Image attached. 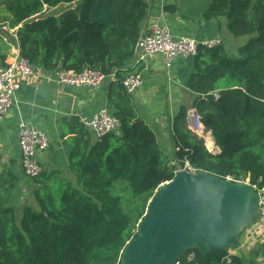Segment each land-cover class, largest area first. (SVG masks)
Masks as SVG:
<instances>
[{
	"label": "trees",
	"instance_id": "1",
	"mask_svg": "<svg viewBox=\"0 0 264 264\" xmlns=\"http://www.w3.org/2000/svg\"><path fill=\"white\" fill-rule=\"evenodd\" d=\"M1 7L9 29L0 30V62L16 44L37 70H116L106 81L107 106L120 125L97 138L80 117L64 119L72 133L68 171L43 168L35 177L34 198L20 214L2 204L0 264H121L149 199L173 178L178 164L189 162L224 178L249 177L264 187V0L209 1L207 19L225 18L232 35L252 36L236 55L224 41H200L188 86L220 150L209 149L189 128V107L183 104L173 121L176 160L163 150L123 82L135 72L130 64L150 11L148 0H0ZM118 181L130 193H117ZM192 251L195 257L188 260ZM180 259L181 264H249L229 248L202 253L193 246Z\"/></svg>",
	"mask_w": 264,
	"mask_h": 264
},
{
	"label": "crops",
	"instance_id": "2",
	"mask_svg": "<svg viewBox=\"0 0 264 264\" xmlns=\"http://www.w3.org/2000/svg\"><path fill=\"white\" fill-rule=\"evenodd\" d=\"M148 1L151 7L143 23V32L151 21L160 19L176 35H191L203 42L221 38L225 44H235V39L228 34L225 18L205 17L210 0ZM169 4L175 5V9H166ZM57 9L61 10L62 6L51 10ZM10 31L16 35L14 29ZM130 67L144 79L132 93L138 112L155 130L163 150L176 160L173 121L183 104L188 105L189 110L193 107L188 80L194 70V56L176 57L167 67L163 55L157 53L147 65L137 63L134 58ZM53 75L54 72L44 70L33 75H18L20 87L15 92L13 104L7 113L0 114V212L5 203L15 206L20 214L24 204L33 200L37 186L35 177L29 176L22 164L18 134L21 121L45 130L50 137L49 147L37 153L43 168L68 171L70 145L67 139L72 133L64 119L78 116L83 122V117H91L100 107L107 106L108 81L98 87L68 86L57 84ZM207 136L212 138V144L208 143ZM204 138L209 148L220 150L210 130H206ZM258 221L259 218H255L241 233L238 243L229 248L231 253L244 256L249 264H264V224L257 228Z\"/></svg>",
	"mask_w": 264,
	"mask_h": 264
},
{
	"label": "water",
	"instance_id": "3",
	"mask_svg": "<svg viewBox=\"0 0 264 264\" xmlns=\"http://www.w3.org/2000/svg\"><path fill=\"white\" fill-rule=\"evenodd\" d=\"M259 199L250 181L178 169L149 199L121 264H175L193 246L202 253L231 248L258 217Z\"/></svg>",
	"mask_w": 264,
	"mask_h": 264
},
{
	"label": "built area",
	"instance_id": "4",
	"mask_svg": "<svg viewBox=\"0 0 264 264\" xmlns=\"http://www.w3.org/2000/svg\"><path fill=\"white\" fill-rule=\"evenodd\" d=\"M221 42V38L204 41L208 45ZM199 43L200 41L194 36L174 34L166 23L156 19L151 21L148 28L140 36L136 44L135 60L139 64L147 65L150 58L159 53L165 58L167 67H170L176 57L194 56L197 53ZM37 71L35 65L28 58L21 55L19 45L11 48L5 61L0 62V114L7 113L13 104L15 92L20 87L17 76L33 75ZM53 76V80L61 85L98 87L110 78H114L116 70L107 73L95 67H86L82 71L63 69L55 71ZM123 82L127 91L134 93L143 84L144 79L141 73L132 72L124 78ZM188 119L189 128L204 137L206 128L201 120V115L194 106L188 111ZM82 120L86 128L97 138L116 130L120 125L119 119L110 112L108 106L100 107L91 117H83ZM18 134L25 172L31 177H36L43 170V166L37 158V153L39 150L49 147L50 137L45 130L27 121L20 122ZM185 164L186 166L178 167L175 172L181 168L197 171L189 162ZM226 178L240 182L250 181L249 177L227 175ZM253 185L260 194L258 202L259 221L255 225L259 228L261 224H264V187H258L257 184ZM194 257V251L186 256L188 260H192ZM175 264H181L180 257Z\"/></svg>",
	"mask_w": 264,
	"mask_h": 264
},
{
	"label": "rangeland",
	"instance_id": "5",
	"mask_svg": "<svg viewBox=\"0 0 264 264\" xmlns=\"http://www.w3.org/2000/svg\"><path fill=\"white\" fill-rule=\"evenodd\" d=\"M8 18H9V15H8L7 11L3 7H1L0 8V30H2V29H9V26L7 25ZM227 23H228V21H227V19H225V25H226V27H227ZM4 25H6V26H4ZM227 31H228V28H227ZM228 34L231 35L233 37V39H235L234 40L235 44H232V45H231V43H229V42L226 41L227 42L226 45H227V47H228V49H229V51L231 53L238 51V47L241 46V45H244L250 39V37L252 36V34H246V35H241V36H234L229 31H228ZM197 134H199V133H197ZM199 135L201 137H203L201 134H199ZM203 139L205 141V138L204 137H203ZM205 143H206V145L208 147L209 145L207 144L206 141H205ZM183 166H186V164H178V167H183ZM115 191L117 193H119L120 195H122V196H124L126 193L127 194L130 193V191L127 190L126 185L124 184L123 181H118L117 182V184L115 185ZM123 201H125V200H123Z\"/></svg>",
	"mask_w": 264,
	"mask_h": 264
},
{
	"label": "bare ground",
	"instance_id": "6",
	"mask_svg": "<svg viewBox=\"0 0 264 264\" xmlns=\"http://www.w3.org/2000/svg\"><path fill=\"white\" fill-rule=\"evenodd\" d=\"M208 143L212 144V138L210 136H207Z\"/></svg>",
	"mask_w": 264,
	"mask_h": 264
}]
</instances>
